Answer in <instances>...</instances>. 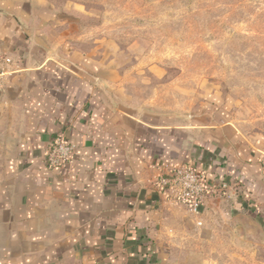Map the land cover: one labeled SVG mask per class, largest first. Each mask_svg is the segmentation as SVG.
<instances>
[{"label":"crops","instance_id":"0c3cea01","mask_svg":"<svg viewBox=\"0 0 264 264\" xmlns=\"http://www.w3.org/2000/svg\"><path fill=\"white\" fill-rule=\"evenodd\" d=\"M57 12L0 0V264H190L225 219L264 239V136L217 103L183 116L129 104ZM57 135L74 155L51 170ZM187 165L208 185L200 215L159 183Z\"/></svg>","mask_w":264,"mask_h":264},{"label":"rangeland","instance_id":"374dc122","mask_svg":"<svg viewBox=\"0 0 264 264\" xmlns=\"http://www.w3.org/2000/svg\"><path fill=\"white\" fill-rule=\"evenodd\" d=\"M47 1L129 104L183 116L217 103L264 136V0ZM236 229L219 223L190 264H264V239Z\"/></svg>","mask_w":264,"mask_h":264},{"label":"built area","instance_id":"2783aa9c","mask_svg":"<svg viewBox=\"0 0 264 264\" xmlns=\"http://www.w3.org/2000/svg\"><path fill=\"white\" fill-rule=\"evenodd\" d=\"M12 64L11 58L0 52V75L9 74L7 69ZM74 155V146L64 135H57L49 146L46 164L49 169H57L69 164ZM159 183L170 193V200L187 208L192 215H200L209 194L205 177L193 166L176 169L171 176L162 177ZM223 185V189L227 188Z\"/></svg>","mask_w":264,"mask_h":264}]
</instances>
